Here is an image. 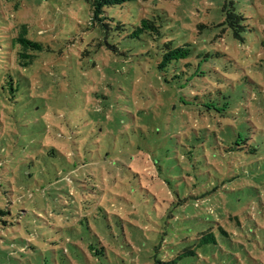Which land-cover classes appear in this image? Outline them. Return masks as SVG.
<instances>
[{
	"label": "rangeland",
	"instance_id": "rangeland-1",
	"mask_svg": "<svg viewBox=\"0 0 264 264\" xmlns=\"http://www.w3.org/2000/svg\"><path fill=\"white\" fill-rule=\"evenodd\" d=\"M104 15L90 0H0V178L19 150L60 143L139 173L130 193L33 183L1 264H264V0H129ZM143 18L159 33L133 35ZM23 25L43 44L25 67L10 50ZM169 41L193 54L161 69Z\"/></svg>",
	"mask_w": 264,
	"mask_h": 264
},
{
	"label": "trees",
	"instance_id": "trees-1",
	"mask_svg": "<svg viewBox=\"0 0 264 264\" xmlns=\"http://www.w3.org/2000/svg\"><path fill=\"white\" fill-rule=\"evenodd\" d=\"M90 1L94 18L102 21L106 18L104 15L106 7L124 5L129 0ZM244 18L242 14L236 13L233 10L229 12L225 21L232 28L234 35L239 38L241 37L240 30L243 27L241 22ZM149 29L159 33L155 20L143 18L133 35L146 32ZM10 43L12 46L10 50L14 52L17 50L15 54L18 56L21 66L24 67L31 63L34 58V55L30 51L43 49L41 42L27 37V28L24 25L17 36L10 34ZM14 47L19 49L16 48L15 50ZM163 47L164 53L158 65L161 69L168 68L173 63L183 62L193 54V50L188 44L176 46L169 41L165 42ZM205 56L207 54L203 53V57ZM186 65H189V62ZM11 81H13L12 78ZM18 153H20L17 157L18 161L9 162V160H5L1 164V167L6 166L7 168V177L4 181L0 178V223L4 226L0 227V264L2 260L1 252L5 251L3 243L5 241L3 240L1 230H6L8 225H15L12 221V219L15 220V215L20 216L21 212H27L26 207L22 206L21 196L18 193H30L29 191L31 190L29 188L33 183H36L38 193H47L49 190L53 191V193H71L69 192L70 182L72 183V187L79 192L81 191V193L88 191L94 193H125L127 191L130 193V183L129 185L127 183L130 182L131 175L133 177L139 175L138 171H136L137 168L129 161L130 157H123V162L119 160L117 161V166L110 164L104 170L103 164L99 165L101 162H98V164L94 159L86 158L87 152L83 154V150L78 148L71 151L67 150L63 143H60L59 146L45 145L44 148L39 146L38 148H31V150L25 148L24 150H19ZM14 154L16 155V153ZM87 160H89L88 163ZM134 162L140 165L142 170L146 168V161L135 160ZM23 166H26L29 172H24L25 167ZM90 166L96 168L90 169L88 168ZM50 170L54 174L49 175ZM103 171L107 172L106 174L110 176L109 179H117V184L113 185V189L107 188L103 182V178L101 181L97 178L96 175ZM15 196L17 201H15ZM19 201L21 202L19 203ZM17 204L20 206L15 207Z\"/></svg>",
	"mask_w": 264,
	"mask_h": 264
}]
</instances>
